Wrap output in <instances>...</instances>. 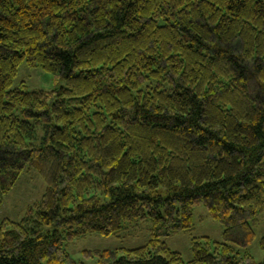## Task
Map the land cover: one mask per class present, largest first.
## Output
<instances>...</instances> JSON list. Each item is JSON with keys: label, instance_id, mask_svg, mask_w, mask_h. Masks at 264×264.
<instances>
[{"label": "trees", "instance_id": "obj_1", "mask_svg": "<svg viewBox=\"0 0 264 264\" xmlns=\"http://www.w3.org/2000/svg\"><path fill=\"white\" fill-rule=\"evenodd\" d=\"M23 63L56 88L12 89ZM27 169L46 191L0 221V264H83L66 242L133 221L146 245L85 257L264 264L238 250L264 213V0H0V207ZM198 206L222 241L185 262L164 239Z\"/></svg>", "mask_w": 264, "mask_h": 264}, {"label": "rangeland", "instance_id": "obj_2", "mask_svg": "<svg viewBox=\"0 0 264 264\" xmlns=\"http://www.w3.org/2000/svg\"><path fill=\"white\" fill-rule=\"evenodd\" d=\"M27 86L29 91L46 90L51 91L56 88L54 76L39 67H30L23 63L12 85V89ZM64 82H60L63 85ZM44 135V129L39 128L37 132L38 139ZM39 144V140H36ZM46 191V182L35 169H27L20 177L15 187L4 198V203L0 207V221L11 219L20 221L26 213L29 205L42 199ZM164 195L163 189H160ZM106 199H108L105 196ZM194 223L196 230L193 235L179 234L174 237L165 238L169 247L180 252L185 262L193 259L191 249V240L193 237H209L212 241H222L223 226L209 217L205 206H198L194 210ZM150 223L133 221L127 224V230L119 237L103 236L101 234H92L84 238L75 239L66 242V249L71 256L83 264H98L96 258H86V251L93 250H123L136 249L146 245L150 239ZM256 232L255 242L247 248H239L242 255L250 253L257 262L264 261V249L261 247L264 238V213L259 216V221L254 225Z\"/></svg>", "mask_w": 264, "mask_h": 264}]
</instances>
